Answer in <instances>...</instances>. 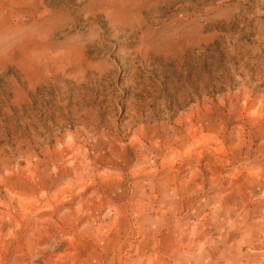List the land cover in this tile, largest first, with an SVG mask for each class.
Listing matches in <instances>:
<instances>
[{
    "label": "rangeland",
    "instance_id": "rangeland-1",
    "mask_svg": "<svg viewBox=\"0 0 264 264\" xmlns=\"http://www.w3.org/2000/svg\"><path fill=\"white\" fill-rule=\"evenodd\" d=\"M0 264H264V0H0Z\"/></svg>",
    "mask_w": 264,
    "mask_h": 264
},
{
    "label": "bare ground",
    "instance_id": "bare-ground-1",
    "mask_svg": "<svg viewBox=\"0 0 264 264\" xmlns=\"http://www.w3.org/2000/svg\"><path fill=\"white\" fill-rule=\"evenodd\" d=\"M158 217H160V216H158ZM192 240V239H191ZM188 247V246H187ZM56 259V258H55ZM55 259H53V260H55ZM73 263V262H72Z\"/></svg>",
    "mask_w": 264,
    "mask_h": 264
}]
</instances>
